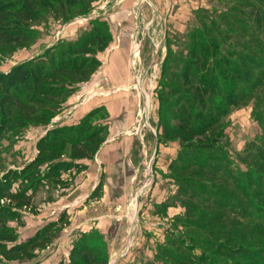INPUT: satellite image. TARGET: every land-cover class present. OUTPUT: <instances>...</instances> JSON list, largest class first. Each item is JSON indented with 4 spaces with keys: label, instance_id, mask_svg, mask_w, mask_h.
<instances>
[{
    "label": "trees",
    "instance_id": "16d2710c",
    "mask_svg": "<svg viewBox=\"0 0 264 264\" xmlns=\"http://www.w3.org/2000/svg\"><path fill=\"white\" fill-rule=\"evenodd\" d=\"M79 2L0 0V55L29 48L40 35L37 24L49 15L68 22L88 14L90 9H72ZM209 2L211 8L193 12L183 34L168 40L157 89L162 111L157 141L179 144L169 168L179 185L176 195L187 209L181 219L187 234L198 243L202 239L211 253L204 259L192 257V250L177 237L168 243L176 250L160 247L159 259L164 264H264V0ZM112 41L107 21L92 20L75 39L60 40L0 72V146L4 140L22 138L26 131L48 127L102 67L99 55ZM248 105L253 106L261 135L238 155L239 166L218 144L226 139L232 113ZM101 113L108 116L102 106L76 124L49 128L37 142L35 158L0 180V200L27 207L40 187H62L64 174L86 170L83 161L93 160L109 136V124L96 119ZM19 179L27 184L14 193ZM103 193L101 180L90 199H100ZM198 200L200 206L217 212L207 222L206 215L199 220L188 217L189 207ZM170 205L173 201L164 204ZM229 213L237 223L219 222ZM11 215L2 208L0 223ZM69 219L65 211L33 237L9 249L0 245V251L8 260L32 259L53 244L70 225ZM0 239L15 242L16 235L5 233ZM58 264H109L108 244L98 229L81 231L68 259Z\"/></svg>",
    "mask_w": 264,
    "mask_h": 264
},
{
    "label": "rangeland",
    "instance_id": "374dc122",
    "mask_svg": "<svg viewBox=\"0 0 264 264\" xmlns=\"http://www.w3.org/2000/svg\"><path fill=\"white\" fill-rule=\"evenodd\" d=\"M211 7L209 0H80L72 9H90L88 14L79 15L68 22L49 15L37 24L40 35L35 38V42L29 48L0 55V72H4L17 63L42 54L60 40L75 39L81 30L89 27L92 20H106L113 41L106 51L99 55L102 67L104 64L106 67L109 66V60L113 54L120 55H117L114 66L110 67V69L113 68L111 73L104 72L99 82L97 81L99 76L96 73L90 82L82 85L86 86V93L77 103L87 102L89 99L94 103L118 100V104H122L124 109L120 120L125 118L128 122L137 121L138 128L134 132H137L139 137H144V148L145 146L150 148V153L144 154L143 159H138L134 176L129 178L130 181L125 185L123 194L115 201L116 203L113 204L110 201V207H103L107 198L102 204L92 205L104 198V193L100 199L88 197L81 200L79 204L74 202L75 195L70 196L69 201L65 199L72 187L79 186L78 177L87 169L64 174L62 187L48 185L40 187L27 207L14 205L8 199L0 200V210L5 208L13 212V215L0 223V235L5 233L16 235L15 242L0 239V245H4L6 249L33 237L39 229L57 220L61 213L67 211H62V206L68 202L72 204L74 202L68 213L70 225L63 229L49 248L37 251V256L32 259L22 261L8 260L0 251V264H58L66 260L72 241L76 238L74 226L83 218L96 214L106 216L104 218L108 221L105 223L110 227L107 236L100 232L108 244L109 264H164L159 259V249L164 246L175 251V245L168 243L177 237L185 242V248L192 250V257L202 256L201 258L204 259L210 255V249L201 244L202 239L201 243H198L187 234V228L181 219L185 216L187 209L182 199L176 195L179 185L170 176L169 168L177 158L180 147L178 142L160 144L157 141L162 112L157 89L161 66L168 52V40L187 30L195 10ZM134 48L136 51L133 53ZM102 67L98 72L103 71ZM113 80H116V86L113 85ZM252 108V105H248L232 113L226 139L218 144L228 151L239 166L238 155L243 152L247 143L261 135V128L252 116ZM72 111V109L64 110L52 122L63 115L70 117ZM109 118V113L108 116L101 113L96 117L98 122L108 124ZM59 120L55 124L51 122L48 127L56 126ZM63 120L59 125L67 122V119ZM46 130L33 129L26 131L22 138L3 141L0 146V180L10 171L22 170L35 158L37 142L46 134L48 131ZM172 148H175V151L169 150ZM161 149L162 151L159 152ZM43 170L44 168L41 169L42 172ZM26 184L19 179L13 185L12 191L17 193ZM182 187L184 190L188 184ZM31 192L29 191V195ZM62 199L65 200L62 201ZM201 199L207 198L202 196ZM169 201H173L174 205L165 207L164 204ZM199 202V200L193 202V206L189 207L191 213L188 217L190 220H199L201 216L206 215L205 218L208 220L204 222H207L210 216L217 212L207 210L200 206ZM227 221L237 223L234 213H229L219 222ZM195 234L192 235L195 236ZM208 235L201 234L209 239ZM182 251H184L183 248Z\"/></svg>",
    "mask_w": 264,
    "mask_h": 264
},
{
    "label": "crops",
    "instance_id": "0c3cea01",
    "mask_svg": "<svg viewBox=\"0 0 264 264\" xmlns=\"http://www.w3.org/2000/svg\"><path fill=\"white\" fill-rule=\"evenodd\" d=\"M117 55L120 54H113L110 57L109 66L106 67V64H104V66L102 67L103 71L97 72L99 76V78L97 79L98 82L101 79L100 76L103 75L104 72H112L113 68L110 69V67L114 66V61L116 60ZM8 70H10V68ZM110 77L112 76L110 75ZM112 82L114 83L113 85L116 86V80H113ZM123 83L121 85H123ZM85 93L86 86H82L69 99L64 110H73L71 116L68 117L70 119L63 115L57 118L52 123L55 124L60 119L57 123V125H59L61 121H64L63 119H67V122L63 124L73 125L78 123L80 119L83 118L92 109L104 106L108 110V113L110 115V134L107 141L101 147L95 158L93 160L83 161V163L87 165V170L78 177V180H80L79 186L76 188L72 187L71 192L67 194L65 199L69 201L68 199L70 198V196L75 195L76 197L74 198V202L79 204L81 200L90 197L100 181L103 180L104 198L98 200L96 203L94 202L92 205L102 204L104 199L107 198L105 199L106 204L103 206L106 208L110 207V201H112L114 204V202L122 196L123 190L126 187L125 185H127V183L130 181L129 178H132L134 176V173L136 172L135 164H138V159L144 158V154L148 152L150 153V148L147 146H145L144 148V137H139L138 133L134 132V130L138 128L136 127L137 121L128 122V119L125 120V118L123 120H120V115L122 114V110L124 109L122 104H118V100L108 102L105 101L104 103H94L89 99V101L87 102L77 103ZM148 103L149 96L147 97V104ZM51 127H53V125H51ZM51 127H46L44 129L48 130ZM156 148L157 146L155 145V150ZM169 150L175 151V148ZM160 151H162V149L159 150V152ZM65 199H62V201ZM74 202L73 204L70 202L66 203L64 206H62V211L67 210V212L69 213L70 207L74 205ZM96 210H98V208ZM104 217L106 216H98L96 214L92 217L83 218L79 222V224L75 225L73 228L74 230H76L75 236L77 237V235L81 231H90L93 228L99 229L100 232L107 236L110 227L106 225L105 222L108 220ZM104 228L106 229L104 230ZM71 238L75 237L71 236ZM67 259L68 257L66 258V260Z\"/></svg>",
    "mask_w": 264,
    "mask_h": 264
},
{
    "label": "built area",
    "instance_id": "2783aa9c",
    "mask_svg": "<svg viewBox=\"0 0 264 264\" xmlns=\"http://www.w3.org/2000/svg\"><path fill=\"white\" fill-rule=\"evenodd\" d=\"M136 51V48H134L133 53ZM136 56V55H135Z\"/></svg>",
    "mask_w": 264,
    "mask_h": 264
}]
</instances>
